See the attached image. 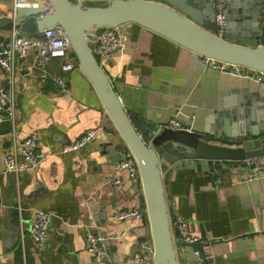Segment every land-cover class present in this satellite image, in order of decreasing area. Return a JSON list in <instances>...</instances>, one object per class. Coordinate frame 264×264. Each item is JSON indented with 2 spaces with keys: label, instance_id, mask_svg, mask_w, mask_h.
<instances>
[{
  "label": "crops",
  "instance_id": "0c3cea01",
  "mask_svg": "<svg viewBox=\"0 0 264 264\" xmlns=\"http://www.w3.org/2000/svg\"><path fill=\"white\" fill-rule=\"evenodd\" d=\"M252 2L227 0V7L230 3L232 9H249ZM123 28L125 47L105 70L143 138L149 142L165 130L178 110L183 123L195 116L192 128L201 130L218 104H223L224 114L215 123L227 121L240 128L243 94L232 89L249 86L255 91L252 72L230 75L206 67L195 53L136 23ZM56 75L58 62L33 65L27 60L21 65L15 126L10 121L0 124V264H128L138 253V242L148 235L143 219L112 218L123 209L146 213L142 189L126 170L122 188L106 184L127 151L125 144L80 70L71 75V95L59 93ZM0 82L6 85L3 73ZM101 125L104 134L87 147L61 153L65 145ZM33 132L39 134V169L18 177L5 173L3 153L13 140L22 141ZM177 163L162 162L161 173L179 264H203L198 251L177 239L180 216L188 219L192 235L207 242V258L219 264H264V177L239 181L248 174L244 162H230L217 176L211 165L198 169ZM36 210L53 214L44 248L28 236ZM89 231L114 238L107 245V262H94L87 251Z\"/></svg>",
  "mask_w": 264,
  "mask_h": 264
},
{
  "label": "water",
  "instance_id": "95a60500",
  "mask_svg": "<svg viewBox=\"0 0 264 264\" xmlns=\"http://www.w3.org/2000/svg\"><path fill=\"white\" fill-rule=\"evenodd\" d=\"M16 0H0V9L12 12L0 18V35L22 30L44 33L56 26L65 32L78 69L96 92L119 138L125 144L123 159L131 156L138 167L146 214L143 224L153 247V264H179L172 223L165 198L161 166L166 161L178 166L207 169L212 161L244 162L264 156V0H253L249 9L226 7L227 24L219 33L216 10L209 0H106L86 4L80 0H40L14 9ZM14 10V11H13ZM136 23L196 55L244 67L258 86L242 92L240 128L229 122L215 123L224 114L223 104L209 116L203 129L192 132L165 129L146 141L133 123L126 102L99 63L91 41L95 30ZM228 73V72H227ZM231 75V74H230ZM211 123L217 124L212 127ZM122 159V160H123ZM227 171V169H225ZM209 264L204 245L185 243Z\"/></svg>",
  "mask_w": 264,
  "mask_h": 264
},
{
  "label": "built area",
  "instance_id": "2783aa9c",
  "mask_svg": "<svg viewBox=\"0 0 264 264\" xmlns=\"http://www.w3.org/2000/svg\"><path fill=\"white\" fill-rule=\"evenodd\" d=\"M27 1V3H25ZM40 0H16L14 9L17 10L24 4L37 5ZM86 4L106 1V0H80ZM216 10L215 21L220 27L219 33L227 24V0H209ZM14 11V10H13ZM12 13V12H11ZM10 12L0 9V18L8 17ZM124 26V25H123ZM123 26L111 29L95 30L93 40L90 45L99 63L105 68L113 61L116 53L125 47V30ZM198 62L206 67H211L225 73L233 75L248 74L250 70L244 67L231 65L229 63L217 61L197 55ZM30 60L33 65L50 64L58 62L59 75L54 77L59 93L71 95L70 78L75 70H78L76 58L71 50L69 41L60 26L45 31L44 33L25 34L18 29L11 34L0 35V73L6 77V85L0 82V124L10 121L15 126L18 112V90L17 82L21 65ZM247 76V75H246ZM255 77L264 78V74L255 73ZM180 111L164 124L166 129L174 131H194L193 123L195 116L190 117V122L183 123L179 117ZM105 128L101 126L87 130L80 138L65 145L62 149L63 154L74 153L87 147L95 141ZM14 136V134H13ZM39 134L31 133L22 141L13 140L12 145L2 155L3 170L18 177L24 172L37 171L42 162V157L38 151ZM248 174L242 176L239 181H252L264 177V156L251 157L244 160ZM212 173L217 176L222 168L230 166V161L215 160L211 162ZM126 170L134 183L140 181L139 171L135 160L131 156H126L115 165L112 176L107 180V185L114 188H122L125 181L121 174ZM145 211L142 209L131 208L123 209L112 215L117 221L127 219H143ZM53 214L46 210H36L28 236L37 248H44L49 240L51 220ZM178 238L184 243L200 242L204 246L207 242L192 235L189 229V221L185 217H178L175 222ZM102 233L88 232L85 236L87 251L93 256L96 263H105L109 260L107 245L113 240ZM154 247L150 236H146L138 242L137 255L127 259L128 264H153ZM209 264H219L214 257H208Z\"/></svg>",
  "mask_w": 264,
  "mask_h": 264
},
{
  "label": "trees",
  "instance_id": "16d2710c",
  "mask_svg": "<svg viewBox=\"0 0 264 264\" xmlns=\"http://www.w3.org/2000/svg\"><path fill=\"white\" fill-rule=\"evenodd\" d=\"M133 120V123H134V125L136 126V123H135V121H134V119H132ZM136 128H137V126H136ZM138 130V129H137ZM139 131V130H138ZM145 139V138H144ZM146 141H147V139H145Z\"/></svg>",
  "mask_w": 264,
  "mask_h": 264
},
{
  "label": "bare ground",
  "instance_id": "6f19581e",
  "mask_svg": "<svg viewBox=\"0 0 264 264\" xmlns=\"http://www.w3.org/2000/svg\"><path fill=\"white\" fill-rule=\"evenodd\" d=\"M25 3H27V1H25Z\"/></svg>",
  "mask_w": 264,
  "mask_h": 264
}]
</instances>
